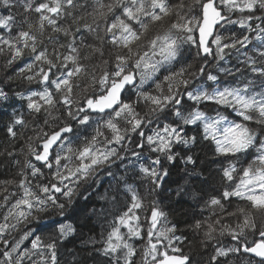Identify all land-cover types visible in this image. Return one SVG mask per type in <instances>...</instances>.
Wrapping results in <instances>:
<instances>
[{
  "label": "snow or ice",
  "instance_id": "1",
  "mask_svg": "<svg viewBox=\"0 0 264 264\" xmlns=\"http://www.w3.org/2000/svg\"><path fill=\"white\" fill-rule=\"evenodd\" d=\"M19 6L23 9L19 22L11 11L0 15V56L5 57L6 68L28 57L16 78L43 87L21 98L31 113L46 116L34 137L17 131L16 126H29L22 116L6 127L12 140L23 139L24 144L19 152L13 146L0 153L17 168L18 178L0 181V185L15 184L18 189V194L12 192L0 200V209H5L0 214V264H61L60 249L73 242L78 230L96 215L94 208L85 207L72 220L67 210L71 206L75 215L79 197L89 199L85 193L105 174L111 178L110 188L115 182L111 202L118 203L123 195L126 208L114 217L101 247L89 241L92 249L86 247L88 255L74 264H88L89 260L100 264L101 257L103 264H138L137 255L139 264H194L193 257L178 246L182 237L176 235V225L168 223L167 214L155 201L150 215L140 223L139 210L144 209V203L134 182L150 183L153 192L163 188L171 175L166 162L180 160L186 176L181 177L184 184L177 182L176 195H191L199 202L201 190H190L187 185L189 177L200 175L197 158L191 154L200 139L214 145L217 156L248 158L239 169L234 163L220 169L224 190L203 199V207L211 210L212 216L196 220L191 227L202 232L204 242L212 241L217 232L235 242L215 247L211 264L241 253L264 264V0H94L91 5L87 0H20ZM0 7L13 9L16 0H0ZM78 9L84 10V15H74ZM236 13L242 16L233 19ZM68 18L72 24L67 27L59 23ZM254 20L261 22L253 25ZM237 24L244 30L240 35H223L227 26ZM84 32L95 34L99 45L88 43ZM193 47V62L183 63L186 51ZM233 51L237 63L222 66L220 62ZM97 54L100 62L92 63ZM212 61L235 83L221 85L220 76L209 70ZM176 64H180L178 69ZM162 70L167 74L161 79L158 73ZM205 78L211 84L200 83ZM149 81L155 83V93L140 90ZM129 86L137 89L135 101L124 98ZM7 99L8 93L0 88V100ZM141 101L147 112L137 110ZM200 105H214L215 115ZM219 109L231 110L236 118L229 119ZM53 111L60 115L53 116ZM94 113L103 114L101 120L90 136L74 146L70 134L77 140L80 135L74 132V124L90 127ZM161 115L168 122L146 135L142 130L146 123L151 125L153 116L159 121ZM121 121L126 127H121ZM189 125L201 134L188 136L183 126ZM252 125L259 126V132ZM133 133L139 137L135 141L139 152L124 144ZM117 145L137 161L145 148L156 155L138 167L129 160L131 168L117 176L113 168L119 170L127 159ZM178 146L187 150L176 151ZM17 156H23V161ZM129 171L132 182L126 174ZM2 192L7 193L8 188ZM233 198L245 204L229 212L223 202L230 203ZM216 209L224 215H216ZM52 212L64 219L52 222L46 239L37 232L47 228L40 221ZM224 216L236 217L237 222L225 224ZM13 233L16 236L10 240ZM133 239L144 241L141 250Z\"/></svg>",
  "mask_w": 264,
  "mask_h": 264
},
{
  "label": "trees",
  "instance_id": "2",
  "mask_svg": "<svg viewBox=\"0 0 264 264\" xmlns=\"http://www.w3.org/2000/svg\"><path fill=\"white\" fill-rule=\"evenodd\" d=\"M35 2H39V0H34ZM84 2V0H81ZM89 5H91L94 0H87ZM171 3H177L178 0H170ZM20 0H16V7L13 9L5 10L4 8L0 7V15H6L8 11H11L13 15L16 16L17 21L19 22L22 18L23 9L19 6ZM92 9L88 7L87 11L90 12ZM33 18L35 17V13L32 14ZM74 15L80 16L84 15V10L78 9L74 11ZM260 15V13H257ZM242 14L236 13L233 16V19L240 18ZM88 22L91 23V19H88ZM259 20H254L253 25L260 23ZM63 26L67 27L69 24H72V19L68 18L66 20L61 19L59 21ZM83 23V22H81ZM101 24L103 22L101 21ZM95 27V25H93ZM76 25L73 24V29H75ZM244 30L237 25H230L227 26V30H223V35L226 37H230L233 34L240 35ZM6 34V32H5ZM14 34V33H13ZM50 34V33H49ZM84 36L87 37L88 43H95L99 45V41L95 39V34H88L87 32L83 33ZM101 35L103 33L101 32ZM254 36V34H253ZM63 41V37H61ZM255 43V41L253 40ZM77 43H79V38L77 39ZM47 47L49 51L52 49V45L48 44ZM86 50L82 49V52ZM107 55V53H106ZM195 56V48L193 47L191 51H186L185 56L183 58V63L193 62V58ZM211 60V58H209ZM28 62V57H25L23 61H18L17 64L13 65L11 68L5 67V57L0 56V88L5 90L8 93L7 100H0V153H4L6 150L11 151L13 146H15L16 151L19 152V146L24 144L23 139L19 140H12L11 137L8 136L6 132V127L12 123V121L18 117L22 116L24 120L28 123V128L23 129L22 126H16L17 131H23L25 136H33L35 135V131L39 130V127L43 125V119L45 118L46 114H35L31 113L27 109V101L21 98V95L26 96L28 95L29 91H40L42 90L41 85L37 83L29 84L27 81L22 79L16 78V72L18 71L19 67H23L24 63ZM99 56L93 57L92 63H99ZM224 67H232L237 63V53L233 51L230 57H227L225 61L220 62ZM180 64L175 65V69H178ZM210 71L218 74L221 79V85L226 83H235L231 79V77L225 76L223 73L219 72V69L216 67V62L212 61V64L209 68ZM167 73L162 70L158 73V76L162 79L163 75ZM59 75V73H57ZM11 76L12 80H9L8 77ZM200 83L211 84V82H206V78L204 81H200ZM140 90H147L152 91L155 93V83L153 81H149L144 85L143 89ZM136 88H129L127 92L124 93V98L128 99L131 98L132 101L136 100ZM166 91V88H165ZM79 94V91H78ZM38 99V98H37ZM191 104L190 101L187 102ZM59 107V105L57 106ZM203 110H205L209 115H215V111L212 113V109L215 108L214 105H200ZM137 110L142 112H147L148 108L144 105V102L141 101L140 104L137 106ZM223 113L225 111L231 112V110L219 109ZM53 116H59L60 112L53 111ZM93 115V122L90 127H81L79 125L74 124V132H79V140L73 134H70L69 138L73 141L75 146L76 143L83 142L85 137L90 136L93 132V129L96 127L97 122L101 120V116L103 114L94 113ZM226 115V114H225ZM229 119H235V113H232V116H228ZM104 119L107 117L104 116ZM152 123L148 125L146 123L145 127L142 129L146 135H151L153 129L159 128L163 123L168 122L165 121L164 116L161 115L159 121H157L156 117H151ZM121 127H126L123 121L120 122ZM255 131L259 132V126L252 125ZM183 131L187 133L188 136L201 134V130L198 129L196 126L189 125L183 126ZM107 134V133H106ZM139 140V137L136 134H131L130 139H126L124 144L128 147L129 150H135L137 152L141 151L140 149L136 148L135 141ZM119 150L122 151L127 159L120 165L119 170H116L115 167L113 171H116L117 176L124 175L125 169L131 168L129 164V160L136 163L137 167L139 163L143 162L147 164L149 162V157L154 158L156 154H149L147 148L143 150V154L139 161L136 160L135 157L131 156V152H123L121 146H116ZM186 151L187 149H182V146H178L176 151ZM255 152V148L252 149ZM191 154L197 158L196 163L198 165L197 171L200 173L199 176H191L189 177L191 183L187 185L190 190L191 189H198L201 190L203 199H207L209 196L217 195L219 192H222L225 187V183L220 179V169L222 167H227L230 163L236 164V167L239 169L244 165L245 160L248 157L244 155H239L237 157H230L225 158L222 156H217L214 152V145H212L209 141H204L202 139L199 140V143L193 147ZM9 158L4 155H0V181L2 180H11V179H18L16 177L17 168L12 164L7 163ZM16 159H20L23 161V156H17ZM37 166H39V162H35ZM166 166L171 169V175L169 178L164 182L163 188H158L154 192L152 191V186L150 183H145L139 179H135L134 187L137 193L143 200L144 209L139 210L140 215V223H144V219L146 216L150 215V208L152 206L153 201H155L166 214H167V221L169 224H175L177 227V236L182 237V242L178 245L183 249V253L190 255L193 257L194 264H211L210 257L214 255V248L218 246H228L234 245V241L231 240V237L228 235L221 236L218 232L215 235V238L210 242L203 241V234L202 232H198L194 230L191 225L195 223L196 220H206V218L212 216L211 210L205 209L203 207V199L199 202L191 195H185L183 197H178L177 193V182L180 184H184L185 181L181 179V177L186 176L184 172V164L182 161L177 160L174 161L172 164H167ZM191 168V166H188ZM45 175L50 179L51 177L48 176V170L44 169ZM128 177H130V182H132L133 174L131 171L126 173ZM111 178L108 177L106 174L101 176L100 179L93 184L89 189L88 192L85 193L86 196L89 197L85 201L84 197H79V202L75 205V208L78 210L75 215H72V207L70 206L67 210V213L72 220H75L77 216H79V210L82 208H87L88 210L95 209L96 215L91 217V220L88 224L80 228L78 230V235L74 239L73 242L67 243V245L60 249V259L61 264H74V260L82 259L88 255V253L84 250L86 247L88 249H92L93 244L90 243L94 242V246L96 248L101 247L102 238L108 231L111 230L112 222L114 217L119 216L126 208V200L123 195L119 197L118 203L111 202V191L115 188V182H112V187L109 186V180ZM206 183H202L205 182ZM4 187L8 188L7 193H3L2 189ZM12 192H17L18 189L16 188L15 184L13 185H0V200H2L3 195H8ZM107 197V198H106ZM225 203V207L227 211L231 212L234 211L237 207L243 206L245 201L239 200L237 198H233L232 201L223 202ZM103 209V212L101 210ZM5 209H0V214H2ZM216 215H224L220 212L219 209H216ZM214 218V217H213ZM64 217L58 216L56 212L50 213V215H45L44 219L40 221L41 225H47V228H41L38 235L43 234L44 237L47 239L51 234L53 228V221L55 220H63ZM83 223V221H80ZM237 222L236 217H227L224 216V223L225 224H232L233 226ZM123 232H126L127 229H122ZM16 236V233H13L12 236L9 237L11 240L13 237ZM139 250L142 249L144 241L133 239L131 241ZM28 244L29 242H25ZM30 246V245H29ZM210 255V257H209ZM220 264H256L257 259L250 257L246 254H239V255H230L227 260L225 258H219ZM100 264H103L104 258H99ZM136 260L139 264L140 255H137ZM88 264H93L92 260L88 261Z\"/></svg>",
  "mask_w": 264,
  "mask_h": 264
},
{
  "label": "rangeland",
  "instance_id": "3",
  "mask_svg": "<svg viewBox=\"0 0 264 264\" xmlns=\"http://www.w3.org/2000/svg\"><path fill=\"white\" fill-rule=\"evenodd\" d=\"M212 113H213V109H212ZM224 114L228 115V116H232L231 112L225 111Z\"/></svg>",
  "mask_w": 264,
  "mask_h": 264
},
{
  "label": "water",
  "instance_id": "4",
  "mask_svg": "<svg viewBox=\"0 0 264 264\" xmlns=\"http://www.w3.org/2000/svg\"><path fill=\"white\" fill-rule=\"evenodd\" d=\"M129 88H132V86H129ZM247 255V254H246ZM251 257V256H250ZM253 258H255V257H253ZM255 259H258V258H255Z\"/></svg>",
  "mask_w": 264,
  "mask_h": 264
},
{
  "label": "flooded vegetation",
  "instance_id": "5",
  "mask_svg": "<svg viewBox=\"0 0 264 264\" xmlns=\"http://www.w3.org/2000/svg\"><path fill=\"white\" fill-rule=\"evenodd\" d=\"M209 257H210V255H209Z\"/></svg>",
  "mask_w": 264,
  "mask_h": 264
}]
</instances>
